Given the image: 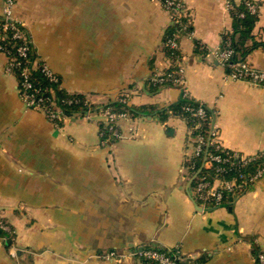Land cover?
<instances>
[{"label":"crops","instance_id":"0c3cea01","mask_svg":"<svg viewBox=\"0 0 264 264\" xmlns=\"http://www.w3.org/2000/svg\"><path fill=\"white\" fill-rule=\"evenodd\" d=\"M193 36H184L186 87L216 113L222 143L253 155L264 149V89L227 78L216 51L232 30L226 0H182ZM254 28L264 43V0ZM4 0H0V15ZM36 52L67 91L108 104L120 95L146 112L118 123L102 144L100 120L71 116L61 128L28 109L0 54V213L17 242H0V264H144L135 252L180 249L186 264H258L264 252V179L230 205L208 209L186 165L189 127L162 120L178 87L149 85L172 61L164 50L171 19L154 0H16ZM196 41L207 51L197 50ZM264 69V46L247 57Z\"/></svg>","mask_w":264,"mask_h":264},{"label":"built area","instance_id":"2783aa9c","mask_svg":"<svg viewBox=\"0 0 264 264\" xmlns=\"http://www.w3.org/2000/svg\"><path fill=\"white\" fill-rule=\"evenodd\" d=\"M159 2L164 9L169 13L171 24H180L179 30L175 32L172 37L164 42V46L172 50L174 55H177L176 68L174 71L167 73H155L150 81L154 84L163 85L171 82L174 86L178 87L184 95H188L186 87V74L184 67V58L181 52V41L184 36H193V31H189L190 23H192V14L188 13L186 5L182 0H154ZM228 9L231 8L232 0H226ZM16 0H4V7L0 18L4 21L0 27V54L6 55L8 62L6 71L15 76L13 70L21 67L22 63L17 61L14 53L9 44L4 43V36L11 33L12 38L19 41L17 53L20 57L29 60L30 53L35 50L31 34L28 32L24 22L19 20L14 15V8ZM251 11L255 12L256 7L249 5ZM187 17V22L182 23L180 19ZM4 35V36H3ZM216 58L218 62L225 68L234 51L231 47L225 50L216 51ZM30 61V60H29ZM172 61V60H171ZM173 62V61H172ZM31 67L24 66L21 72V78L17 76V90L19 96L28 109L36 110L43 113L46 119L57 128H61V122L69 118L63 114L61 108L55 102L56 88H41L34 87L30 81L31 70L40 68L45 78L55 85L59 90H66L63 86L61 77L54 72L49 64L36 52L31 61ZM232 67L231 72H227V78L233 81H243L250 85H254L264 89V69H258L251 65L248 61L230 63ZM171 67V66H170ZM67 91V90H66ZM44 94H43V93ZM69 93H73L67 91ZM118 100L129 104L128 95H120ZM89 100L90 98L87 97ZM65 103H72L73 100H63ZM208 110V109H207ZM211 110V109H209ZM207 111L204 107L199 108L195 116L200 117L203 121L208 120ZM215 115V114H214ZM73 116H79L75 114ZM84 118L94 121L102 119L108 130L114 138H121L118 130V123L123 119H130L131 116L127 112H116L111 108L101 111L99 113L88 112ZM209 137L206 138L202 132L204 131L202 125L197 123L189 128L188 152L186 153V165L194 175V180L197 184L194 187V194L196 199L208 209H216L226 206L224 199L226 195L234 197L241 196L247 189L255 183L264 179V149L253 155H246L236 151H232L224 146L221 139L220 128L217 124L216 115L215 119L208 122ZM103 131L100 132L102 144L107 143L103 140ZM209 147L212 152H209ZM203 158L201 167L196 165L195 160ZM258 166L254 173L249 174V179L239 184L236 178L226 179L224 175L229 170L240 172L244 167H248L255 162ZM203 168H212L211 175H200ZM241 192V194H237ZM10 241L13 244L16 241V232L12 225L0 213V242L4 243ZM135 255L144 264H179L185 261L180 249H175L174 252H165L158 249H142L135 252ZM125 256L117 251H109L105 253L104 260L108 263H119ZM258 264H264V252L257 253Z\"/></svg>","mask_w":264,"mask_h":264},{"label":"trees","instance_id":"16d2710c","mask_svg":"<svg viewBox=\"0 0 264 264\" xmlns=\"http://www.w3.org/2000/svg\"><path fill=\"white\" fill-rule=\"evenodd\" d=\"M249 5H254L256 7L255 12L251 11L249 8ZM186 9L187 6H186ZM230 14L232 16V30L225 32L222 35L221 44L219 47V50H225L227 47H231L233 49L234 54L229 62V64L225 67L226 72H231L232 67L230 66V63H238V62H245L248 61L247 57L249 54H251L254 50L264 46V43H261L256 40L254 35V28L256 26V23L259 20V4L255 3L253 0H232L231 8L229 9ZM188 13H191V11L188 9ZM182 23L187 22V17H182L180 19ZM4 24V21L0 18V27H2ZM180 24H171L168 31L165 34L164 42L172 35L179 30ZM193 22L190 23L189 31H193ZM4 36V35H3ZM4 43L9 44V46L12 48L14 57L17 58V61L21 62V67L14 69L13 72L15 76H17L18 79L21 78V72L23 70L24 66L31 67V61H33V56L35 55V50L30 53L29 60L24 59L20 57L17 53V49L19 46V41L12 38L11 33H7L4 36ZM196 48L197 50H200L202 52H206L207 48L206 45L196 41ZM164 50L169 55L170 59L173 61L171 67L167 70V73L174 71L176 68V62H177V55H174L172 50L168 49L166 46H164ZM30 81L32 82L34 87L41 88L42 91L45 90V88H56L55 92V102L57 105L61 108L64 115L67 117H71L75 114H79V116L84 117L88 112L93 113H99L101 111H105L108 108H111L112 110L116 112H127L131 117H136L144 112H146L145 109H138L135 108L129 104L123 103L118 100H113L109 102L108 104H96L93 103L90 99H87V95H83L80 93H69L66 90H59L55 85L50 83L45 76L43 75L40 68L31 70L30 73ZM149 85L153 87V89L156 91L159 88H162L164 86L169 87H176L171 82H167L163 85L154 84L152 81H149ZM43 93V92H42ZM44 94V93H43ZM122 96H119L121 98ZM63 100H73L72 103H65ZM204 107L206 109L208 120L203 121L200 117L195 116L196 111L199 108ZM208 109V110H207ZM210 108L205 105L204 103H201L200 101L194 99L189 93L188 95H184L182 93L181 98L177 100L176 102L170 104L167 108L164 109H155L153 108V113L159 114L162 120L167 119L168 117H180L184 119L188 127L191 128L192 126L196 125L197 123H200L204 129L202 134L206 138L209 137V125L208 122L215 119L216 113L213 110H209ZM215 114V115H214ZM100 122V132L103 131V140L105 141H112L113 136L111 132L108 130V127L106 126V123L99 119ZM61 126H63V121L60 123ZM209 152H212V148L209 147ZM264 161V159H263ZM263 161L255 162L254 164L244 167L240 172L229 170L225 175L224 178L231 179L236 178L239 184H242L245 182V180L249 179V174H252L255 172L258 163H262ZM196 165L198 167H201V164L203 162V158H198L195 160ZM188 165V164H187ZM213 173L212 168H203L201 170L200 175H211ZM197 184V180L194 181L193 187H195ZM237 194H241V192H238ZM232 195H226L224 199L225 205H230ZM146 249H152L150 246L146 247ZM165 252H174L175 249H169V250H161ZM179 264H186V261H182Z\"/></svg>","mask_w":264,"mask_h":264},{"label":"rangeland","instance_id":"374dc122","mask_svg":"<svg viewBox=\"0 0 264 264\" xmlns=\"http://www.w3.org/2000/svg\"><path fill=\"white\" fill-rule=\"evenodd\" d=\"M88 97V96H87ZM66 120V119H65ZM17 242V236H16V241L13 243L14 245H15V243ZM119 264H120V262H119Z\"/></svg>","mask_w":264,"mask_h":264},{"label":"water","instance_id":"95a60500","mask_svg":"<svg viewBox=\"0 0 264 264\" xmlns=\"http://www.w3.org/2000/svg\"><path fill=\"white\" fill-rule=\"evenodd\" d=\"M11 242L10 241H7V244H10Z\"/></svg>","mask_w":264,"mask_h":264}]
</instances>
